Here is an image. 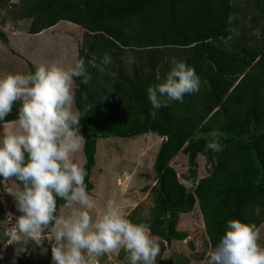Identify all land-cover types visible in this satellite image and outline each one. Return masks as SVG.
<instances>
[{
  "label": "trees",
  "instance_id": "trees-1",
  "mask_svg": "<svg viewBox=\"0 0 264 264\" xmlns=\"http://www.w3.org/2000/svg\"><path fill=\"white\" fill-rule=\"evenodd\" d=\"M2 5L15 9L13 23L27 24L29 36L69 23L82 30L77 59H112L104 72L88 68V84L74 81L88 192L100 140L150 134L161 140L152 164L153 204L145 215L135 209L127 216L132 222L147 223L153 238L170 245L186 240L180 217L197 205L209 248L230 219L257 229L264 224V0H0ZM0 40L6 43L2 33ZM172 57L195 69L201 90L153 110L147 88L164 77ZM27 67L36 69L30 62ZM16 118L14 109L0 125ZM214 129L224 145L219 153L205 148ZM180 154L188 160L189 189L171 166ZM199 157L207 175L197 180ZM63 205L58 199L57 212ZM106 259L99 263L112 264Z\"/></svg>",
  "mask_w": 264,
  "mask_h": 264
},
{
  "label": "clouds",
  "instance_id": "clouds-1",
  "mask_svg": "<svg viewBox=\"0 0 264 264\" xmlns=\"http://www.w3.org/2000/svg\"><path fill=\"white\" fill-rule=\"evenodd\" d=\"M166 59L170 69L147 88L153 110L183 102L185 95L198 94L202 87L194 68L175 57ZM111 63L108 54L99 59L93 55L67 67L53 63L0 76V122L14 109L17 114L13 131L0 135V179L19 183L10 193L15 208H6L12 213L3 208L4 235L9 243L46 242L51 264H89L93 256L116 250L126 254L127 264H157L160 245L147 223L132 222L114 202L103 214H92L95 202L85 184L87 172L73 159L84 139L83 116L74 110V81L88 84L89 67L104 72ZM205 140L206 150L223 151L218 130ZM58 199L70 209L68 214L58 215ZM260 239L255 225L230 219L219 241L207 250L205 264H264Z\"/></svg>",
  "mask_w": 264,
  "mask_h": 264
},
{
  "label": "rangeland",
  "instance_id": "rangeland-1",
  "mask_svg": "<svg viewBox=\"0 0 264 264\" xmlns=\"http://www.w3.org/2000/svg\"><path fill=\"white\" fill-rule=\"evenodd\" d=\"M14 15L15 9L11 5L0 7V33L6 39V43L0 40V76L28 73V62L36 68L53 63L67 67L75 62L82 41L81 29L61 22L39 35L29 36L23 29L27 24L13 23ZM13 128L12 122L0 125V135L10 133ZM160 143L159 138L150 134L134 140L110 138L97 143L96 163L90 176L93 189L88 192L95 202L93 215L103 214L109 202H114L127 216L138 207L142 215L149 212L153 204L149 189L155 184L152 164ZM73 159L83 167L85 160L82 148ZM171 166L177 172L180 182L186 188H191V181L186 179L190 176L187 157L178 155ZM196 172L197 180L207 175L202 157L196 160ZM16 189L11 179H0V264H16L20 259L29 260L33 264H51V250L46 242L41 245L34 242L9 243V238L4 235L5 211L8 207L15 208L10 193ZM69 211L65 205L60 206L58 215H66ZM178 230L187 234L186 240L167 245L154 238L160 245L157 264H205L209 243L197 205L194 211L180 217ZM258 230L261 237L259 243L264 246V224ZM162 247L166 249L162 250ZM105 257L113 264L117 263L115 259H119L120 264H127L126 254L122 250L93 256L89 264H96L97 261L100 264V259Z\"/></svg>",
  "mask_w": 264,
  "mask_h": 264
},
{
  "label": "built area",
  "instance_id": "built-area-1",
  "mask_svg": "<svg viewBox=\"0 0 264 264\" xmlns=\"http://www.w3.org/2000/svg\"><path fill=\"white\" fill-rule=\"evenodd\" d=\"M7 213H12V212H10V211H6V214H7ZM9 227H10V225H9ZM110 263H112V262H110ZM112 264H113V263H112ZM115 264H117V263H115Z\"/></svg>",
  "mask_w": 264,
  "mask_h": 264
},
{
  "label": "crops",
  "instance_id": "crops-1",
  "mask_svg": "<svg viewBox=\"0 0 264 264\" xmlns=\"http://www.w3.org/2000/svg\"><path fill=\"white\" fill-rule=\"evenodd\" d=\"M43 33V32H42ZM33 65V64H32ZM75 109V108H74Z\"/></svg>",
  "mask_w": 264,
  "mask_h": 264
}]
</instances>
